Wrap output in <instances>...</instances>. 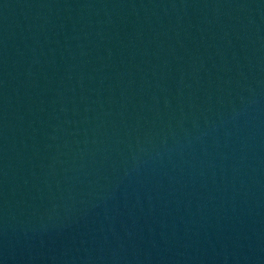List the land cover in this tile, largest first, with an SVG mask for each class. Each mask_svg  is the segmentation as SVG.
<instances>
[{"label":"water","instance_id":"water-1","mask_svg":"<svg viewBox=\"0 0 264 264\" xmlns=\"http://www.w3.org/2000/svg\"><path fill=\"white\" fill-rule=\"evenodd\" d=\"M0 264H264V0H0Z\"/></svg>","mask_w":264,"mask_h":264}]
</instances>
